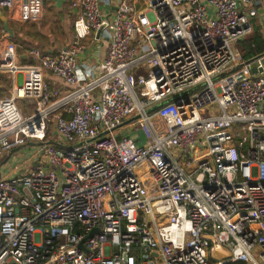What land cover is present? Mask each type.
Returning <instances> with one entry per match:
<instances>
[{"label": "built area", "instance_id": "built-area-1", "mask_svg": "<svg viewBox=\"0 0 264 264\" xmlns=\"http://www.w3.org/2000/svg\"><path fill=\"white\" fill-rule=\"evenodd\" d=\"M142 1L107 17L69 0L55 55L22 51L0 22V159L43 142L0 177V264H264V52L236 47L256 0ZM0 8L30 22L43 0ZM88 39L106 49L85 66Z\"/></svg>", "mask_w": 264, "mask_h": 264}, {"label": "crops", "instance_id": "crops-1", "mask_svg": "<svg viewBox=\"0 0 264 264\" xmlns=\"http://www.w3.org/2000/svg\"><path fill=\"white\" fill-rule=\"evenodd\" d=\"M118 3L119 0H101L100 9L102 14L112 17ZM136 5L141 8L143 1L137 0ZM244 10L247 12L252 25L257 26L264 35V0H256L252 5L245 7ZM75 17L76 10L71 6L69 0H43V11L39 19L30 22L9 20L17 26L16 33L13 31L14 34L11 39H16L15 35L17 36L18 42L16 43L22 51H27L30 47L35 46L43 53L55 55L58 50L67 47L73 39ZM105 49L106 40L88 39L84 50L79 54L80 64L86 66L97 63L104 57ZM25 59L24 56L23 60ZM45 79L53 87L61 89L65 87L63 81L48 72H45ZM5 157L0 159V173L2 177H10L20 170L9 163L10 158L4 161Z\"/></svg>", "mask_w": 264, "mask_h": 264}, {"label": "rangeland", "instance_id": "rangeland-1", "mask_svg": "<svg viewBox=\"0 0 264 264\" xmlns=\"http://www.w3.org/2000/svg\"><path fill=\"white\" fill-rule=\"evenodd\" d=\"M9 26L12 27L13 31L16 33V24H12L9 22ZM15 38L17 39V36L15 35ZM13 39L15 42H18V39ZM9 81L6 80L5 76L3 74H0V85L5 88V90L2 91V95L0 97L5 96L8 93V88H9ZM18 105L20 107V110L24 114H28L31 110H33L34 105L28 101L27 99H22L18 102ZM46 139L50 141H57V137L55 134L51 131V128L49 127L47 134H46ZM60 142V141H57ZM37 146L33 145H24L22 148L19 150L15 151L12 156L10 157L9 163L18 166L20 164V160H27V159H32V154L35 153L37 156ZM29 153V154H28ZM27 162V161H26ZM8 165V164H7Z\"/></svg>", "mask_w": 264, "mask_h": 264}, {"label": "trees", "instance_id": "trees-1", "mask_svg": "<svg viewBox=\"0 0 264 264\" xmlns=\"http://www.w3.org/2000/svg\"><path fill=\"white\" fill-rule=\"evenodd\" d=\"M252 32L245 38L240 40L236 47L241 54V57L245 60L251 59L264 52V35L261 33L260 29L254 25ZM5 90L4 87L0 85V95L2 91ZM227 264H243L241 262H233Z\"/></svg>", "mask_w": 264, "mask_h": 264}, {"label": "water", "instance_id": "water-1", "mask_svg": "<svg viewBox=\"0 0 264 264\" xmlns=\"http://www.w3.org/2000/svg\"><path fill=\"white\" fill-rule=\"evenodd\" d=\"M0 22H1V25H2V27H3V29L8 33V35L10 36V37H13V30L11 29V27L9 26V20H8V18H7V16L5 15V13L3 12V10L0 8ZM98 34H99V32H98ZM66 47H64L63 49H65ZM260 57V62H261V64L264 66V54L262 55V56H259ZM256 58V57H255ZM255 58H252V59H250L249 61H247V62H250V61H253ZM251 67H252V72L253 73H256L257 71H256V69L254 68V65L252 64L251 65ZM155 107H153V108H150L149 109V111L150 110H152V109H154ZM134 118H136V117H133L132 119H134ZM54 143V142H53ZM43 144V142H32V141H29V142H27V144L26 145H33V146H40V145H42ZM24 146V145H23ZM23 146H20V147H17V148H15V149H13L6 157H5V159H4V161H6V160H8L9 159V157H10V155L13 153V152H15V151H17L18 149H20V148H22ZM3 161V162H4ZM1 165V164H0ZM0 177H1V173H0ZM220 255V257L221 258H224V257H227L228 256V253H226V251H224V250H221V247L219 248V247H217V249H216V251H214V252H212V256L213 257H215V256H219Z\"/></svg>", "mask_w": 264, "mask_h": 264}]
</instances>
